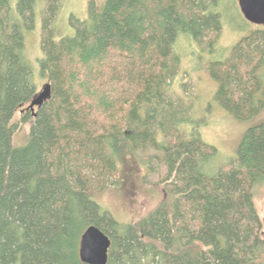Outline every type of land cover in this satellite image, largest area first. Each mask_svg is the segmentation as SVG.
<instances>
[{
	"label": "trees",
	"instance_id": "1",
	"mask_svg": "<svg viewBox=\"0 0 264 264\" xmlns=\"http://www.w3.org/2000/svg\"><path fill=\"white\" fill-rule=\"evenodd\" d=\"M47 1L49 9L57 3ZM36 5L0 0V264H84L80 240L92 226L110 240L106 264H264L254 204L264 188V124L249 128L236 157L209 175L217 150L201 139L206 121L192 120L193 105L169 95L176 42L214 47L220 0H106L100 11L90 2L88 21L70 20L72 36L55 40L46 19L34 65L25 34ZM263 64L258 30L207 65L215 101L239 122L264 107ZM35 68L51 97L33 115L24 109L38 94ZM26 123L27 140L16 147ZM149 152L147 161L164 169L162 202L120 223L95 197L119 186L123 158Z\"/></svg>",
	"mask_w": 264,
	"mask_h": 264
},
{
	"label": "rangeland",
	"instance_id": "2",
	"mask_svg": "<svg viewBox=\"0 0 264 264\" xmlns=\"http://www.w3.org/2000/svg\"><path fill=\"white\" fill-rule=\"evenodd\" d=\"M36 1L35 26L32 31L25 34V54L34 65L42 57L41 40L46 19L56 35L55 40H58L62 36L74 34V28L70 25L71 19L88 21L87 9L90 2L95 3L98 11L102 10L106 2V0H55L57 3L49 9L47 0ZM219 12L222 27L214 47L198 45L184 37L176 42L174 53L178 57L177 74L169 87L171 98L193 105L192 120L206 121V125L200 128L201 139L217 150L216 157L205 167V172L209 175L224 169L228 162L236 157L237 148L249 128L264 124V107L258 116L245 122L235 120L221 108L214 99L217 85L207 72L208 63L224 61L236 43L252 32L258 30L264 32V24L247 23L241 16L237 0H220ZM256 43L262 45L260 41L254 44ZM33 73L39 92L48 82L38 76L37 68ZM259 74L262 75L264 84V64L259 69ZM259 98L264 100V89ZM19 118L18 114L15 121ZM29 128L28 123L20 126L14 136L16 147L25 144ZM151 156H154V153L123 158L114 175L119 181V186L110 185L95 197L98 205L109 212L116 221L134 223L162 202L163 187L159 182L164 175V169L153 160L151 163L148 162ZM150 167L153 168L152 171ZM254 204L263 224L264 237V188L255 191Z\"/></svg>",
	"mask_w": 264,
	"mask_h": 264
},
{
	"label": "water",
	"instance_id": "3",
	"mask_svg": "<svg viewBox=\"0 0 264 264\" xmlns=\"http://www.w3.org/2000/svg\"><path fill=\"white\" fill-rule=\"evenodd\" d=\"M239 10L244 19L253 24H264L263 19H257L256 8L258 13H264V0H237ZM51 97V86L46 83L35 98L24 109L35 115V108L41 107ZM22 111V112H24ZM110 240L99 229L95 227L88 228L80 240L79 258L84 264H106L108 260V251Z\"/></svg>",
	"mask_w": 264,
	"mask_h": 264
},
{
	"label": "flooded vegetation",
	"instance_id": "4",
	"mask_svg": "<svg viewBox=\"0 0 264 264\" xmlns=\"http://www.w3.org/2000/svg\"><path fill=\"white\" fill-rule=\"evenodd\" d=\"M241 13V12H240ZM241 16L243 17V15L241 14ZM255 17L259 20V19H263L264 18V13L263 14H260V13H258V8H256V15H255ZM243 19H244V17H243ZM245 20V19H244ZM246 21V20H245ZM247 23H250V22H248V21H246ZM250 24H253V23H250ZM253 25H258V24H253Z\"/></svg>",
	"mask_w": 264,
	"mask_h": 264
}]
</instances>
